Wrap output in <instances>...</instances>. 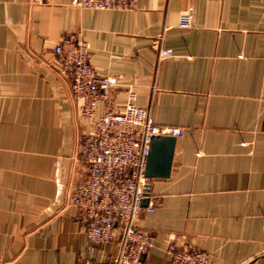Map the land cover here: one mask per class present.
<instances>
[{
	"label": "crops",
	"instance_id": "1",
	"mask_svg": "<svg viewBox=\"0 0 264 264\" xmlns=\"http://www.w3.org/2000/svg\"><path fill=\"white\" fill-rule=\"evenodd\" d=\"M192 10V25L179 28ZM84 40L99 75L119 86L97 106L122 110L128 91L153 122L184 130L168 178H152L140 230L143 264H170L187 242L213 264H264V0H135L130 10L72 0H0V264L105 263L117 241L93 243L70 203L86 178L89 130L53 52ZM161 50L173 56L162 58Z\"/></svg>",
	"mask_w": 264,
	"mask_h": 264
},
{
	"label": "built area",
	"instance_id": "2",
	"mask_svg": "<svg viewBox=\"0 0 264 264\" xmlns=\"http://www.w3.org/2000/svg\"><path fill=\"white\" fill-rule=\"evenodd\" d=\"M134 1L72 0V4L97 11L130 10ZM192 19V10L182 13L179 28H190ZM53 52L61 74L71 82V97L79 103L83 121L89 126L77 151L86 178L72 188L69 201L93 243L117 241V252L110 261L85 264H143L144 256L154 246L153 236L137 227L144 212L155 211V204L144 206L152 183L146 175L151 141L154 136L180 138L184 130L155 124L151 109L138 107L132 91H128L122 110L108 108L97 116L98 103L111 99L119 86L118 78L98 74L90 61V46L84 40L63 38ZM159 56L170 58L173 52L161 50ZM167 252L170 264H213L208 254L187 242L172 241Z\"/></svg>",
	"mask_w": 264,
	"mask_h": 264
},
{
	"label": "water",
	"instance_id": "3",
	"mask_svg": "<svg viewBox=\"0 0 264 264\" xmlns=\"http://www.w3.org/2000/svg\"><path fill=\"white\" fill-rule=\"evenodd\" d=\"M174 136H154L150 145L146 175L151 178H168L171 173L175 144ZM149 200L144 201L147 207Z\"/></svg>",
	"mask_w": 264,
	"mask_h": 264
}]
</instances>
